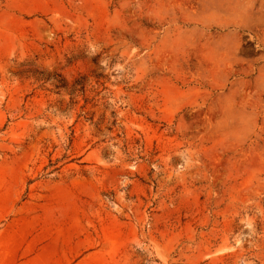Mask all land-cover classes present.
I'll use <instances>...</instances> for the list:
<instances>
[{
	"label": "rangeland",
	"instance_id": "1",
	"mask_svg": "<svg viewBox=\"0 0 264 264\" xmlns=\"http://www.w3.org/2000/svg\"><path fill=\"white\" fill-rule=\"evenodd\" d=\"M0 264H264V0H0Z\"/></svg>",
	"mask_w": 264,
	"mask_h": 264
}]
</instances>
